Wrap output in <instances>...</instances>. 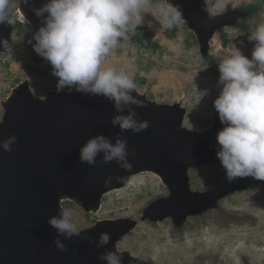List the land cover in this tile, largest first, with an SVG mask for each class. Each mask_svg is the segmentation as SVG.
<instances>
[{
    "label": "rangeland",
    "instance_id": "rangeland-1",
    "mask_svg": "<svg viewBox=\"0 0 264 264\" xmlns=\"http://www.w3.org/2000/svg\"><path fill=\"white\" fill-rule=\"evenodd\" d=\"M257 1L261 0H213L209 14L222 22L207 38L187 20L168 29L146 14L144 26L107 62L132 72L136 94L146 101L174 107L180 117L177 130L206 132L220 121L214 108L222 89L219 62L233 44L251 58L255 41L248 37L264 22V4L253 14L242 7ZM19 2L12 0L10 17L15 23L10 36L0 37V119L3 101L18 84L40 99L56 91L50 63L33 49L32 26L19 20ZM186 176L189 191L207 195L209 201L183 219L162 216L158 204L171 196V190L158 175L143 170L117 175L122 177L116 179L117 189L105 188L89 207L67 199L60 189L55 205L73 210L80 234L115 223L120 231L110 249L122 257L136 256L141 264H264V181L249 176L228 183L219 159L190 164Z\"/></svg>",
    "mask_w": 264,
    "mask_h": 264
},
{
    "label": "water",
    "instance_id": "water-1",
    "mask_svg": "<svg viewBox=\"0 0 264 264\" xmlns=\"http://www.w3.org/2000/svg\"><path fill=\"white\" fill-rule=\"evenodd\" d=\"M212 1L206 6L205 0H172L181 5L192 29L204 38L222 22V18L209 14ZM46 2L30 0L28 5L38 29L42 18L36 17L32 9ZM11 31V24H0V37L10 36ZM13 94L12 103L3 104L5 113L0 123V141L13 133L18 137L11 152L0 149V264H106L98 255L110 249L120 231L115 223L98 225L68 241L60 236L66 252L54 245L57 232L48 223L58 213L55 198L59 189L66 197L72 194L89 207L105 188L118 187L117 175L127 172L115 161L105 163L103 153L96 157L94 166L80 162V148L98 134L113 144L120 135L127 140L130 152L136 150L137 155L129 157L130 171L151 170L164 177L171 196L158 204L162 216L183 219L209 201L207 195L189 191L186 171L190 164L218 160L216 136L223 128L220 121L206 132L180 131L176 129L180 117L174 107L159 106L133 93L145 103L144 107L131 106L138 114L137 120H148L150 124L140 133H121L111 124L112 117L119 113L103 97L52 91L46 99H40L24 84L19 93ZM109 178L111 183H106ZM100 232H108L111 239L108 245L98 248ZM84 237H91L92 242ZM123 264L141 263L131 255L123 257Z\"/></svg>",
    "mask_w": 264,
    "mask_h": 264
},
{
    "label": "clouds",
    "instance_id": "clouds-1",
    "mask_svg": "<svg viewBox=\"0 0 264 264\" xmlns=\"http://www.w3.org/2000/svg\"><path fill=\"white\" fill-rule=\"evenodd\" d=\"M23 3L27 6L30 0ZM208 3L205 0L206 6ZM11 6L12 0H0V24L15 23L10 17ZM32 10L42 18V26L33 36V49L50 63L52 75L57 77L56 91L75 90L103 97L119 113L111 119L113 127L118 126L121 133L146 130L150 122L138 121V114L131 107L145 106L133 95L138 91L134 74L107 60L130 40V34L144 26L146 14L168 29L183 23L181 5L172 0H47ZM151 26L149 21L148 27ZM248 38L255 41L251 58L233 44L229 55L218 64L222 89L214 100V108L223 128L216 136V156L228 183L249 176L264 181V22ZM206 94L207 90L200 92V98ZM17 139L15 133L9 135L0 141V149L11 152ZM101 153L105 163L115 161L126 171L132 169L129 157L137 155L135 149L129 151L127 140L120 135L113 144L108 137L98 134L80 148V162L94 166ZM106 183H111V178ZM73 215L72 209L62 208L48 220L57 232L53 243L63 252L68 249L59 237L71 239L80 234ZM84 238L92 242L91 237ZM110 239L108 232H100L97 247L108 245ZM98 259L106 264H123L122 255L111 249L99 254Z\"/></svg>",
    "mask_w": 264,
    "mask_h": 264
},
{
    "label": "bare ground",
    "instance_id": "bare-ground-1",
    "mask_svg": "<svg viewBox=\"0 0 264 264\" xmlns=\"http://www.w3.org/2000/svg\"><path fill=\"white\" fill-rule=\"evenodd\" d=\"M19 5H20V7H19V9H18V12H19V16H20V21L21 22H23V23H29L31 26H32V33H31V35H32V38H33V36H34V34H35V32L38 30V28H37V23H36V20L34 19V17L33 16H31V14L29 13V11H28V5L26 6L24 3H23V0H21V3L19 2ZM183 18H184V20H186L187 19V16L186 15H183ZM31 38V39H32ZM32 43H33V45L35 44V40H34V42H33V40H32ZM21 85L22 84H18V86L14 89V91H15V93H19L20 91H21ZM59 93H61V94H65V95H69V91H61V92H59ZM14 94L12 93V94H10V95H8V97L3 101V104H6L7 106L8 105H10L11 103H12V101H13V99H14V96H13ZM147 172H152V173H155L156 175H158L160 178H161V180L164 182V177H162V175L160 174V173H157L156 171H151V170H146ZM115 189H117V187H114V186H111L110 187V191H112V190H115ZM108 192V191H107ZM67 199H70V200H77L76 198H75V196H73L72 194H68V196L66 197ZM82 205V204H81ZM262 208V207H261ZM85 209V208H84ZM87 210H89V209H87ZM257 210H259V209H257ZM264 210V209H263ZM134 257H136V256H133V258ZM139 259V258H138Z\"/></svg>",
    "mask_w": 264,
    "mask_h": 264
},
{
    "label": "trees",
    "instance_id": "trees-1",
    "mask_svg": "<svg viewBox=\"0 0 264 264\" xmlns=\"http://www.w3.org/2000/svg\"><path fill=\"white\" fill-rule=\"evenodd\" d=\"M264 4V1H257V2H252V3H248L246 5H244L242 8L245 12L249 13V14H253L256 11H258L260 8H262ZM246 26V25H243Z\"/></svg>",
    "mask_w": 264,
    "mask_h": 264
}]
</instances>
